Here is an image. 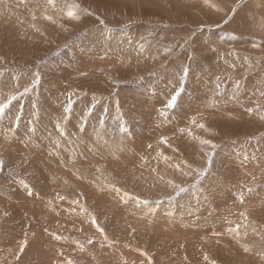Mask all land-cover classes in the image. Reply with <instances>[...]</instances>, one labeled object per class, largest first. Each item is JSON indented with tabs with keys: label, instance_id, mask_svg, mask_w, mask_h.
Returning a JSON list of instances; mask_svg holds the SVG:
<instances>
[{
	"label": "rangeland",
	"instance_id": "374dc122",
	"mask_svg": "<svg viewBox=\"0 0 264 264\" xmlns=\"http://www.w3.org/2000/svg\"><path fill=\"white\" fill-rule=\"evenodd\" d=\"M43 1L50 9L42 7L41 14L51 19L33 17V23L19 12L39 11L40 0L0 1V103L15 97L0 113V130L11 131L12 135L18 133L15 136L18 144L14 146L16 149L29 146L30 162L38 152L34 143L40 134L38 128L43 126L40 139L44 138L46 144H41L40 153L46 155V164L52 167L46 179L54 180L52 203L47 209L53 220L58 218L64 232L57 227L55 231L44 232L40 229L42 226L32 221L26 223L22 209L12 214L11 208L18 206L14 201L24 196V200L35 203L32 200L38 201L47 187L28 178L31 174L38 176L36 168L25 169L0 153L3 162L0 186L8 189L7 198L0 200V264H50L52 261L51 264H189L187 251L190 247L194 249L197 242L194 250L224 251V254L218 251L210 257L203 256L199 264H250L251 258L243 259L248 250L254 264H264V253L258 259L252 251L264 252V195L261 194L264 192V26L261 22L264 4L258 3L262 0H86L87 5L85 0ZM249 1L250 9L245 8ZM149 9L155 13H149ZM69 10L75 13L74 17L67 16ZM10 22L17 25L10 26ZM81 60L94 69L87 74L74 71ZM105 61L110 62L102 67ZM185 68L188 74L182 85ZM181 86L183 91L175 107L166 109L165 103ZM223 124L234 125L237 130L224 129ZM237 126L243 130H238ZM138 129L141 133L135 131ZM80 132L82 136L85 133L91 136L87 141L84 139L88 157L75 153L76 159L81 158L77 162L79 166L70 167L71 172L77 168L78 171L72 174L65 169L70 178L63 182L61 177L56 178L61 174L55 173L54 164L65 156L58 150L55 139L75 140ZM153 134H157L155 146L150 142L144 146L146 148H138L146 135L152 137ZM31 136L30 142L24 140ZM48 136L51 138L49 146ZM7 143L12 144L11 141L5 142L6 146L0 143V148L11 151L13 148L9 149ZM58 144L62 149L66 141ZM124 159L136 162L137 166L129 169L137 175L135 180L125 181L123 177L116 178L111 170L103 171L104 164H107L105 167L128 164ZM84 163L92 168L87 173L94 171L98 175L84 173ZM93 163L103 164L100 168ZM85 188H92L102 199L104 196L106 204L114 207L110 211L113 212L100 217L103 212L96 211ZM95 211L97 216L93 214ZM203 213L205 223L199 217ZM17 220L19 225H26L25 232L17 230ZM183 222L192 225L191 234ZM144 226L149 230L146 233ZM210 229L214 233L206 234ZM150 231L159 233L160 240H169L168 245L155 244ZM42 232L47 234L43 241ZM203 234L219 239L211 242L203 239ZM190 242L196 243L192 247ZM240 250L243 254L237 258ZM166 256L172 259L171 263L163 260ZM233 256V260L228 259ZM196 258H200V252Z\"/></svg>",
	"mask_w": 264,
	"mask_h": 264
},
{
	"label": "bare ground",
	"instance_id": "6f19581e",
	"mask_svg": "<svg viewBox=\"0 0 264 264\" xmlns=\"http://www.w3.org/2000/svg\"><path fill=\"white\" fill-rule=\"evenodd\" d=\"M1 1V0H0ZM250 1H252V0H250ZM250 1H249V4L245 7V8H252L251 6H252V4L250 3ZM254 2V1H253ZM252 2V3H253ZM84 3H86L85 5H87V2H86V0H85V2ZM258 3H262V4H264V0H262V1H258ZM8 4V3H7ZM33 4V3H32ZM31 4V5H32ZM40 4L42 5V6H40L39 8H37V9H40L39 11H35V9L34 10H32V11H29V10H26L25 12L22 10L21 12H19V14L20 13H24L23 14V16H25V18H28V20H31L32 19V23H33V20H34V18H37V19H40V17H42L43 15L41 14V11H42V7H45V9L48 7V5H47V3L45 2V1H43V0H40ZM89 4V3H88ZM253 4H255V2L253 3ZM1 5V4H0ZM258 5V4H257ZM2 6V5H1ZM4 6V5H3ZM7 6V5H6ZM29 7V6H28ZM36 7H38V5H36ZM55 7V6H54ZM244 7V6H243ZM5 8V7H4ZM15 8V7H14ZM25 8V7H24ZM109 8V7H108ZM26 9V8H25ZM48 9V8H47ZM50 9V8H49ZM48 9V10H49ZM54 9V8H53ZM20 10V9H19ZM52 10V9H51ZM247 10V9H246ZM2 11H5V10H2ZM44 11H47V10H44ZM153 11V10H152ZM150 9L148 10V12L150 13H155V12H152ZM263 11V10H262ZM1 12V11H0ZM43 12V11H42ZM51 12V11H50ZM147 12V13H148ZM250 12V11H249ZM5 13V12H4ZM9 13V12H8ZM47 13V12H46ZM158 13V12H157ZM2 13H0V15H1ZM30 14V16H28ZM57 14V13H56ZM65 14V13H64ZM9 15H11V14H9ZM21 15V14H20ZM19 15V16H20ZM47 16H49V14L47 13L46 14ZM63 15V14H62ZM66 15V14H65ZM258 15V14H257ZM13 16V15H12ZM51 16H53V15H51ZM55 16H57V15H55ZM234 16V15H233ZM238 16V15H237ZM236 16V17H237ZM260 16V15H259ZM262 16H263V14H262ZM261 16V17H262ZM34 17V18H33ZM44 17V16H43ZM58 18H59V16H57ZM62 17V16H61ZM60 17V18H61ZM65 17V16H64ZM67 17V16H66ZM235 17V16H234ZM250 17V16H249ZM261 17H260V19H261ZM0 18H1V16H0ZM3 18H5V17H3ZM16 18V17H15ZM45 18V17H44ZM68 18V17H67ZM42 19V18H41ZM234 19V18H233ZM238 19V18H237ZM16 20H18V19H16ZM22 20V19H21ZM26 20V19H25ZM1 21V20H0ZM38 21H40L41 22V20H38ZM44 21H46V20H44ZM48 21V20H47ZM54 21V20H53ZM4 22V21H3ZM236 22V21H235ZM253 22V21H252ZM261 22H262V25L264 26V20H261ZM12 23H13V21H12ZM11 22L10 23H8L10 26H12V25H15V24H12ZM39 23V22H38ZM41 23H43V22H41ZM40 23V24H41ZM234 23V22H233ZM36 24V23H35ZM48 24V23H47ZM50 25H51V23H49ZM54 24V23H53ZM236 24V23H235ZM17 25V24H16ZM15 25V26H16ZM42 25V24H41ZM45 25V24H44ZM64 25V24H63ZM0 26H1V24H0ZM232 26V25H231ZM38 27V26H37ZM36 27V28H37ZM51 27V26H50ZM49 27V28H50ZM239 27V26H238ZM25 28V27H24ZM35 28V29H36ZM114 28V27H113ZM226 28H228V27H226ZM264 28V27H263ZM262 28V29H263ZM62 29H63V27H62ZM217 29V28H216ZM230 29V28H229ZM21 30V29H20ZM56 30H57V28H56ZM213 30V29H212ZM215 30V29H214ZM261 30V29H260ZM36 31V30H35ZM68 31V30H67ZM102 31V30H101ZM13 32V31H12ZM61 32V31H60ZM37 33V32H36ZM48 33H51V31L50 32H48ZM61 33H63V32H61ZM240 33H241V31H240ZM264 33V32H263ZM54 35H57L56 33L54 34ZM241 35V34H240ZM29 36V35H28ZM43 36V35H42ZM92 36H94V35H92ZM100 36V35H99ZM98 36V37H99ZM63 37H65V36H63ZM62 37V38H63ZM88 37V36H87ZM259 37V36H258ZM60 38V37H59ZM212 38V37H211ZM19 40V39H18ZM92 40V39H91ZM95 40V39H94ZM99 40V39H98ZM135 40V39H134ZM100 41H98V43H99ZM141 42V41H140ZM189 43V42H188ZM75 44V43H74ZM94 44V43H93ZM234 44V43H233ZM117 45V44H116ZM19 46V45H18ZM102 46V45H101ZM219 46V45H218ZM108 48V47H107ZM110 48V47H109ZM108 48V49H109ZM144 48V47H143ZM171 48V47H170ZM107 49V50H108ZM160 49V48H159ZM191 49V48H190ZM92 50V49H91ZM97 50V49H96ZM105 50V49H104ZM117 50H118V48H117ZM80 52H82V51H80ZM42 53V52H41ZM78 53V52H77ZM93 53V52H92ZM78 54H80V53H78ZM86 54V53H85ZM84 54V55H85ZM89 54V53H88ZM87 54V57L89 56ZM223 54V53H222ZM93 55V54H92ZM106 55V54H105ZM105 55H104V57H105ZM143 55V54H142ZM207 55V54H206ZM74 56H75V54H74ZM73 56V57H74ZM80 56V55H79ZM78 56V57H79ZM71 57V56H70ZM69 57V58H70ZM82 56H80L79 58H81ZM87 57H85V61H87L86 60V58ZM65 58V57H64ZM77 58V57H76ZM90 58H93V57H90ZM205 58V57H204ZM221 58H222V55H221ZM251 58V57H250ZM71 59V58H70ZM70 59H69V61H70ZM83 60H84V57L82 58ZM235 60V59H234ZM110 61H112V60H110ZM109 61V62H110ZM239 61V60H238ZM74 62V61H73ZM88 62L90 63V62H92L91 60H88ZM108 61L106 62H104L103 64L102 63H100V65L102 64L103 66L102 67H104L106 64H108L109 63ZM232 62V61H231ZM69 63V62H68ZM81 63V64H80ZM80 63H78V65H79V67H77V66H75L74 67V71H76L77 73H79V74H82V73H84V74H87V73H89L88 72V70L90 71L91 70V68L90 67H88V66H85V65H87V63L86 62H83L82 60L80 61ZM88 63V64H89ZM112 63H113V61H112ZM239 63V62H238ZM64 64V63H63ZM74 64V63H73ZM130 64V63H129ZM236 64V63H235ZM92 65V64H91ZM97 65H99V63L97 64ZM97 65L95 66V67H97ZM123 65H124V63H123ZM190 65V64H189ZM89 66H90V64H89ZM109 66V65H108ZM110 66H111V64H110ZM119 66H120V64H119ZM61 67H62V65H61ZM67 67H70L71 68V65L70 66H68L67 65ZM144 67V66H143ZM239 67V66H238ZM109 68V67H108ZM117 68V67H116ZM243 68V67H242ZM94 68H92V70H93ZM165 69V68H164ZM104 70V69H103ZM117 70V69H116ZM238 70V69H237ZM240 70V69H239ZM63 71V70H62ZM73 71V70H72ZM219 71V70H218ZM221 71V70H220ZM64 72V71H63ZM111 72V71H110ZM207 72V71H206ZM74 73V72H73ZM104 73H106V72H104ZM174 73V72H173ZM226 73V72H225ZM244 73V72H243ZM247 73V72H246ZM103 74V73H102ZM74 75H76V73L74 74ZM89 75V74H88ZM245 75V74H244ZM85 76V75H84ZM83 76V77H84ZM90 76V75H89ZM100 76V75H99ZM111 76V75H110ZM128 76V75H127ZM176 76V75H175ZM236 76H237V74H236ZM75 77H79V76H75ZM82 77V76H81ZM94 77H95V75H94ZM88 78V77H87ZM90 78H92V76L90 77ZM103 78V77H102ZM190 78V77H189ZM230 78V77H229ZM85 79V78H84ZM93 79V78H92ZM87 80V79H86ZM107 80V79H106ZM233 80V79H232ZM194 81V80H193ZM94 82V81H93ZM92 82V84H94ZM171 83V82H170ZM194 83V82H193ZM100 85H101V82L99 83ZM190 84V83H189ZM233 84V83H232ZM104 85V84H103ZM108 85V84H107ZM228 86V85H227ZM103 88V87H102ZM254 88H252V90H253ZM197 91V90H196ZM215 92V91H214ZM249 92V91H248ZM251 92V91H250ZM257 93H258V91H257ZM249 94V93H248ZM76 95V94H75ZM204 95V94H203ZM206 95V94H205ZM205 95H204V97H205ZM145 96V95H144ZM258 96V95H257ZM251 97V96H250ZM260 97V96H259ZM263 96H261V98H262ZM142 98V97H141ZM140 98V99H141ZM231 98V97H230ZM139 99V98H138ZM211 100V99H210ZM142 101H143V99H142ZM141 101V102H142ZM253 101V100H252ZM259 101V100H258ZM140 102V101H139ZM254 102V101H253ZM263 102V101H262ZM51 103V102H50ZM75 104V103H74ZM140 104V103H139ZM264 104V103H263ZM141 106V105H140ZM139 106V107H140ZM138 107V106H137ZM138 107V108H139ZM33 110V109H32ZM148 111V110H147ZM153 111H156V110H153ZM232 111V110H231ZM236 111V110H235ZM33 112H34V110H33ZM84 112V111H83ZM221 112V111H220ZM46 113V112H45ZM68 113V112H67ZM150 113V112H149ZM156 113V112H155ZM233 113V112H232ZM36 114V113H35ZM47 114V113H46ZM214 114V113H213ZM236 114H237V112H236ZM257 114V113H256ZM215 115H217V116H219V118H223L222 116L223 115H218V114H214L213 116H215ZM26 116V115H25ZM42 116V115H41ZM143 116V115H142ZM152 116V115H151ZM236 116V115H235ZM262 116V115H261ZM36 118H37V116H35ZM77 117V116H76ZM263 117V116H262ZM47 118V117H46ZM78 118V117H77ZM30 119V118H29ZM28 119V120H29ZM41 119H43V118H41ZM40 118H38V121L39 120H41ZM45 119V118H44ZM43 119V120H44ZM24 120V119H23ZM43 120H41V121H43ZM78 120V119H77ZM224 120V119H223ZM34 121V120H33ZM45 121V120H44ZM228 121V120H227ZM255 121V120H254ZM36 122V121H35ZM87 122V121H86ZM134 123V122H133ZM14 124V123H13ZM12 124V125H13ZM44 123H42V125H43ZM91 124V123H90ZM89 124V125H90ZM233 124V123H232ZM223 125H225L224 126V129L225 128H233L232 130H237V128H236V126H235V128H234V125H231V124H223ZM9 126H11V125H9ZM24 126H26V125H24ZM24 126H23V128H24ZM146 126V125H145ZM221 126H222V124H221ZM27 127V126H26ZM238 127V126H237ZM138 128H139V125H138ZM150 128V127H149ZM249 128V127H248ZM7 129L8 128H6V131H7ZM37 129V128H36ZM42 129H43V126H42ZM42 129H39L38 128V133H40V134H38V138H37V140L35 141V140H32L33 142L35 141V143H34V145H36L37 147H35V148H37V150H38V152L40 153L41 151L40 150H42V145L41 144H46V141H44V138H42V139H40L41 137H43V134H41V132H42ZM78 129V128H77ZM80 129V128H79ZM93 129V128H92ZM97 129V128H96ZM117 129V128H116ZM116 129L113 131V132H115L116 133ZM144 129H145V127H144ZM3 130V129H2ZM9 130H10V127H9ZM15 130V129H14ZM52 130V129H51ZM238 130H240V131H242L243 129L242 128H240V127H238ZM1 131V130H0ZM26 131H27V133H28V135H30V133H29V131L26 129ZM53 131V136L55 135V132H54V130H52ZM51 131V132H52ZM96 131V130H95ZM118 131V130H117ZM136 132H138V133H141L140 131H139V129L138 130H135ZM11 132V131H10ZM8 133V132H5L4 130L3 131H1V133H0V143H1V145L2 144H4L5 142H10L11 141V148H13V149H11V151L10 150H8V148H6V147H4V149L3 148H0V150H1V152L0 153H2V154H5V156H7V157H9V160H11L12 162H14V163H16V164H18V165H20L21 167H23V168H25V169H29V168H33V169H37L38 171H39V174H38V176H34V174H31L30 175V177H28L30 180H35V181H37V183H42V185L43 184H45V186L47 187L46 188V192H44V193H46L45 195H44V193H43V195H40V197H38V201H34V200H32L31 198L29 199V200H32L33 202H35V203H32V202H30V201H28V200H24L23 198H24V196L23 197H20V199H19V201H14V204H16V205H18V206H13V209L11 208V211L13 212L12 214H15V212L17 211V209H22V216H23V220L24 221H26V223H27V221H32V222H34V224L36 223V224H38L39 226H42V227H40V229L42 228V230L45 232V230L47 231V230H53V231H55V230H63V232H64V228H63V226L61 225V224H59L58 223V218L56 219V220H53V218H52V214H51V212L49 211V208L47 209V207H48V205L50 206V203H52L50 200H51V198L53 197L52 196V194H51V192H53L52 190L54 189L53 188V182H54V180L53 181H50L49 182V179L47 178L46 179V177H47V175H49L50 173H51V169H52V167H51V165H47L46 164V155L45 154H42V153H40V156L38 155L39 153L37 152V154H35L34 155V157H33V160L34 161H30L29 162V160H30V158H31V155H30V151H31V149H29L28 147H27V149H23V148H21L20 147V149L18 148V149H16L17 147H16V145L14 146V143L15 144H18V142H16L17 141V139H15V136L18 134V133H16L15 132V134L14 135H12L11 133ZM14 132V131H13ZM20 132H22V131H20ZM79 132V131H78ZM90 132V131H89ZM32 135H34L33 134V132L31 133ZM83 134V133H82ZM86 134V133H85ZM81 135V132L78 134V138H81L80 140L77 138V139H75V140H71V141H68V140H61V139H63V138H60V137H57V139H55V141H56V143H57V145H58V150H61V153H62V156L64 155L65 156V158L61 161V162H57V163H55L54 164V167L56 168V170H57V172L55 171V173H57V175H59L58 174V171H59V173L61 174L60 176H57L56 178H59V177H61L62 178V180H63V182H65L68 178H70V177H68V173H66L65 172V169L68 171V172H70V173H72V174H75V172H76V170L78 169H75V172H71V167L73 166H75L76 164H77V162L79 161V160H81V158L79 157V159H76L75 158V153H77L79 156H85V158H87L88 157V154L87 153H89V151L87 150L86 151V146H85V144H84V139H86V141L88 140V139H91L89 136H86V135ZM93 134V133H92ZM95 134H97L96 132H95ZM122 134V133H121ZM162 134H163V132H162ZM256 134V133H255ZM21 135V134H20ZM20 135H18L17 137L19 138V140H20ZM27 135V134H26ZM27 135V136H28ZM88 135H91L90 133L88 134ZM103 135V134H102ZM101 135V136H102ZM172 135V134H171ZM257 135V134H256ZM22 136V135H21ZM35 136V135H34ZM56 136V135H55ZM54 136V137H55ZM67 136V135H66ZM75 136V135H74ZM95 136V135H94ZM100 136V137H101ZM115 136H117V134L115 135ZM140 136H142V134H140ZM149 135H146V137H145V139L144 138H141L143 141H142V145H140V146H138V148H140L141 147V149H144V148H146V147H144L146 144H151V143H153L154 142V146H155V144L158 142V141H156L157 139H156V136H157V134H153L152 135V137L150 136V137H148ZM166 136H170V134H166ZM26 137V136H25ZM33 136H31V137H28V138H26V139H24V140H26V141H28L30 138H32ZM122 137V136H121ZM83 138V139H82ZM119 138V137H118ZM152 139L153 141H150V140H148V139ZM251 138V137H250ZM260 138V137H259ZM53 139V138H52ZM98 139V138H97ZM111 139V138H110ZM16 140V141H15ZM21 140H22V138H21ZM31 140V139H30ZM92 140H95V138H93ZM146 140H148V141H146ZM50 141H51V138H50V136H48V140H47V145L49 146L50 145ZM61 141V143H62V141H66V145L62 148V149H60L61 147H60V144H58V142H60ZM116 141V140H115ZM118 141V140H117ZM28 142H30V141H28ZM111 142V141H110ZM109 142V143H110ZM138 142H139V140H138ZM151 142V143H150ZM22 143V142H21ZM27 143V142H26ZM32 143V142H31ZM83 143V144H82ZM117 143V142H116ZM132 143V142H131ZM194 143V142H193ZM8 144V143H7ZM29 144V143H28ZM74 144H75V148L73 147L74 146ZM0 145V146H1ZM5 145V144H4ZM25 145V144H24ZM31 145V144H30ZM112 145H114V144H112ZM118 145V144H117ZM160 145V144H159ZM193 145H195V144H193ZM3 146V145H2ZM6 146V145H5ZM8 146H9V144H8ZM10 146H9V149H10ZM19 146V145H18ZM134 146V145H133ZM142 146H143V148H142ZM188 146V145H187ZM224 146V145H223ZM24 147V146H23ZM54 147V146H53ZM179 147V146H178ZM25 148V147H24ZM65 148H68V151L69 152H67L66 151V149ZM115 148V147H114ZM153 148V147H152ZM177 148V147H176ZM229 148V147H228ZM120 149V148H119ZM136 149H137V146H136ZM150 149V148H149ZM179 149V148H178ZM13 150V151H12ZM14 150H18V151H21L20 153H18L17 151H14ZM117 150V149H116ZM138 150H140V149H138ZM171 150V149H170ZM118 151V150H117ZM120 151V150H119ZM150 151V150H149ZM190 151V150H189ZM192 151V150H191ZM190 151V152H191ZM32 152V151H31ZM50 152V151H49ZM103 152H105L104 150H103ZM121 152V151H120ZM123 152H125V151H123ZM122 152V153H123ZM132 152V151H131ZM141 152V151H140ZM139 152V153H140ZM168 152V151H167ZM220 152V151H219ZM138 153V154H139ZM172 153H173V151H172ZM188 154H189V152H187ZM70 154V155H69ZM103 154V153H102ZM121 154V153H120ZM123 154H125V153H123ZM130 154V153H129ZM137 154V153H136ZM146 154V153H145ZM171 154V153H170ZM173 154H175V153H173ZM219 154V153H218ZM240 154V153H239ZM142 155L143 154H141L140 156L142 157ZM191 155V154H190ZM262 155V154H261ZM123 156H125V155H123ZM237 156V155H236ZM3 157V156H2ZM139 157V156H138ZM187 157H190L189 155L187 156ZM242 157V156H241ZM103 158V157H102ZM120 158V157H119ZM123 158V157H122ZM121 158V159H122ZM164 158V157H163ZM227 158V157H226ZM197 159V158H196ZM195 159V160H196ZM75 160H77V161H75ZM88 160V159H87ZM135 160V159H134ZM182 160V159H181ZM222 160V159H221ZM220 160V161H221ZM122 161V160H121ZM124 161L126 162V163H128V164H124V165H122L121 167H120V165H118V163L117 164H115V165H113V166H111V167H105V166H107V164L105 165L104 164V168H103V171H105V172H107L108 170L110 171H112V173L115 175V177L116 178H119L120 179V177L122 178L123 177V179L125 180V181H132V180H135L136 179V177H137V175H135V173L133 172V170L132 171H130L129 169L131 168V167H134L133 165H135L136 164V162L135 163H133V161L131 162V160H127V159H124ZM193 161H194V159H193ZM197 161V160H196ZM223 161V160H222ZM250 161H251V158H250ZM95 162V161H94ZM102 162V161H101ZM157 162V161H156ZM170 162V161H169ZM178 162V161H177ZM180 162V161H179ZM257 162V161H256ZM14 163H12V164H14ZM152 163V162H151ZM222 163V162H221ZM225 163H227V162H225ZM62 164V165H61ZM67 164V165H66ZM102 164L103 163H101V165H98V164H96V163H93L92 165H95L96 167H100L101 168V166H102ZM172 164V163H171ZM175 164H176V159H175ZM179 164V163H178ZM217 164V163H216ZM223 164V163H222ZM233 164V163H232ZM251 164H252V162H251ZM254 164H255V162H254ZM257 164H258V162H257ZM235 165V164H234ZM256 165V164H255ZM71 166V167H70ZM79 165L77 164V166L76 167H78ZM91 166V165H90ZM125 166V167H124ZM136 166H137V164H136ZM159 166V165H158ZM226 166V165H225ZM233 166V165H232ZM41 167H43V168H41ZM58 167V168H57ZM114 167V168H113ZM167 167H169V166H167ZM183 167V166H182ZM222 167V166H221ZM220 167V168H221ZM257 167H260L259 165L257 166ZM51 168V169H50ZM124 168V169H123ZM127 168H128V170H127ZM150 168H152V167H150ZM159 168V167H158ZM166 168V167H165ZM174 168V167H173ZM201 168V167H200ZM251 168H253L254 170H256L255 169V167H254V165H251ZM83 169L84 170H82V171H84V173H87V171H88V169H92L91 167L90 168H87V164L86 163H84V165H83ZM95 169V168H94ZM97 169V168H96ZM149 169V168H148ZM160 169V168H159ZM226 169V168H225ZM234 169V168H233ZM101 170V169H100ZM151 170V169H150ZM161 170V169H160ZM221 170V169H220ZM78 171V170H77ZM174 171V170H173ZM257 171V170H256ZM259 171H260V169H259ZM91 172V173H90ZM143 172V171H142ZM160 172V171H159ZM167 172H169V170L167 171ZM171 172V171H170ZM228 172H229V170H228ZM248 172H249V169H248ZM80 173H82L81 171H80ZM97 173V172H96ZM110 173V172H109ZM173 173V172H172ZM89 174V176H91V175H98V174H95L94 173V171L92 172V171H89L88 173H87V175ZM237 174V173H236ZM52 175H53V173H52ZM78 175H80L79 173H78ZM103 175V174H102ZM109 175V174H108ZM145 175V174H144ZM151 175H153V173L151 174ZM163 175V174H162ZM161 175V176H162ZM172 175V174H171ZM46 176V177H45ZM72 176V175H71ZM210 176V175H209ZM80 177V176H79ZM151 177V176H150ZM156 177V176H155ZM169 177V176H168ZM50 178V177H49ZM54 178H55V176H54ZM92 178V177H91ZM99 178H101L100 176H99ZM108 178V177H107ZM106 178V179H107ZM115 178V179H116ZM207 178V177H206ZM241 178V177H240ZM90 179V178H89ZM151 179H154V177L153 178H151ZM161 179V178H160ZM166 179H167V177L165 178V180H164V182L166 181ZM210 179V178H209ZM249 179V178H248ZM3 180H5V179H3ZM50 180H51V178H50ZM58 180V179H57ZM61 180V179H60ZM75 180V179H74ZM109 180V179H108ZM157 180V179H156ZM171 180V179H170ZM76 181V180H75ZM81 181H83V180H81ZM106 181V180H105ZM113 181V180H112ZM249 181V180H248ZM2 182V181H1ZM32 182V181H31ZM68 182V181H67ZM71 183H72V181H70ZM162 182V181H161ZM50 183H51V185H50ZM55 183H56V181H55ZM57 183H59V180H58V182ZM102 183V182H101ZM105 183V182H104ZM122 183V182H121ZM133 183V182H132ZM167 183V182H166ZM35 184V183H34ZM47 184V185H46ZM79 185H81L80 183H78ZM112 184V183H111ZM118 184V183H117ZM128 184H129V182H128ZM131 184V183H130ZM138 184V183H137ZM164 184V183H163ZM1 185V184H0ZM55 185V184H54ZM62 185V184H61ZM95 185V184H94ZM97 185V184H96ZM120 185V184H119ZM58 186V185H57ZM64 186V185H63ZM78 186V185H77ZM111 186V185H110ZM83 187H85V186H83ZM99 187V186H98ZM97 187V188H98ZM11 188V187H10ZM96 188V187H95ZM139 188V187H138ZM221 188V187H220ZM42 189V188H41ZM99 189V188H98ZM101 189V188H100ZM214 189V188H213ZM8 190V189H7ZM6 189H3V187L2 186H0V195L2 196V198H0V200L1 201H4L3 200V197L4 198H7V195H5L6 193V191H7ZM43 190H45V189H43ZM42 190V191H43ZM63 190V189H62ZM68 190H69V188H68ZM80 190V189H79ZM86 192H87V195H89L88 196V200L89 201H91L92 203H95V209H96V211H98L99 213H101V212H103L102 214H101V216L100 217H103V216H105V215H110V213H112V212H110L111 210H113L114 209V207H112V205H107L106 204V202H107V199H104V196H103V199L104 200H106V201H104L101 197H100V195H98V194H96L94 191H92V188H91V190H88V189H84ZM88 190V191H87ZM219 190V189H218ZM32 191V190H31ZM59 191V190H58ZM64 191V190H63ZM139 191V190H138ZM211 191V190H210ZM48 192V193H47ZM76 192V191H75ZM85 192V193H86ZM102 192V191H101ZM64 193H66V192H64ZM68 193V192H67ZM141 193V192H140ZM139 193V194H140ZM19 194H20V192H19ZM81 194V193H80ZM95 194V195H94ZM251 194V193H250ZM261 194H263L264 195V192H262ZM26 195V194H25ZM50 195V196H49ZM98 195V196H97ZM103 195H105V194H103ZM209 195V194H208ZM41 196L43 197V198H41ZM47 196H49L50 198L48 199L47 198ZM96 196V197H95ZM116 196V195H115ZM26 197V196H25ZM56 197V196H55ZM73 197V196H72ZM106 197V196H105ZM26 198H29V197H26ZM70 198V197H69ZM223 198V197H222ZM247 199V198H246ZM253 199V198H252ZM24 200V201H23ZM254 200V199H253ZM215 201V200H214ZM255 201V200H254ZM54 202V201H53ZM37 203H39V206L37 207ZM220 203V202H219ZM224 203V202H223ZM22 204H23V206H22ZM228 205V204H227ZM2 206H4V207H6V205L5 204H3ZM53 206V205H52ZM63 206V205H62ZM225 207H226V205H224ZM23 207V208H22ZM92 207H94V206H92ZM130 207H132V206H130ZM135 206H133V208H134ZM187 207V206H186ZM224 207V208H225ZM113 208V209H112ZM136 208V207H135ZM134 208V209H135ZM50 209H52V208H50ZM222 209V208H221ZM86 210V209H85ZM129 210H131V209H129ZM139 210V209H138ZM52 211V210H51ZM77 211V210H76ZM95 211V213H93V214H96V216H97V212ZM206 211V210H205ZM262 211V210H261ZM108 212H110V213H108ZM115 212V211H114ZM139 212V211H138ZM70 213V212H69ZM80 213V212H79ZM90 213V212H89ZM133 213H135V212H133ZM185 213V212H184ZM201 213V212H200ZM217 213V212H216ZM1 214V213H0ZM6 214V213H5ZM10 214V213H9ZM56 214V213H55ZM188 213H186V215H187ZM263 214H264V212H263ZM8 215V214H7ZM57 215V214H56ZM60 214H58V216H59ZM88 215V214H87ZM184 215V214H183ZM185 215V216H186ZM201 215V214H200ZM14 216V215H13ZM86 216V215H85ZM99 216V215H98ZM185 216H184V218H185ZM204 216V217H203ZM77 217V216H76ZM76 217H75V219H76ZM201 219L203 218V222L202 223H205V221H206V219H205V215H204V213L201 215V216H199ZM3 218V217H2ZM8 218H9V215H8ZM62 218V217H61ZM71 218H72V216H71ZM70 218V219H71ZM86 218V217H85ZM158 218H159V216H158ZM207 218V217H206ZM16 219V218H15ZM69 219V220H70ZM72 219H74V218H72ZM80 219V218H79ZM161 219V218H160ZM196 219V218H195ZM90 220V219H89ZM100 220H102V218H100ZM99 220V221H100ZM212 220V219H211ZM235 220H236V218H235ZM103 221V220H102ZM106 221V220H105ZM23 222V221H22ZM138 222V221H137ZM156 221L154 220V223H155ZM162 222H163V220H162ZM189 222H191V221H189ZM237 222H238V220H237ZM15 223V225H16V222H14ZM19 222H18V220H17V227H18V231H23V232H25V228H26V225L25 224H22V225H19L18 224ZM66 223V222H65ZM77 222H75V224H76ZM123 223H124V221H123ZM185 222H183V224H184ZM188 223V222H187ZM187 223H185L184 225L185 226H187ZM193 223V222H192ZM236 223V222H235ZM11 224V223H10ZM67 224H69L68 222H67ZM67 224H65L64 226H66ZM136 224V223H135ZM150 224H153V223H150ZM176 224V223H175ZM32 224L30 223V226H31ZM116 225V224H115ZM126 225V224H125ZM124 225V226H125ZM129 225V224H128ZM34 226V225H33ZM68 226V225H67ZM73 226V225H72ZM122 226V225H121ZM127 226V225H126ZM131 226V225H130ZM185 226H184V228H185ZM192 225H188L187 226V228H186V230H187V232L188 233H192L193 232V229H192V227H191ZM200 226H201V224H200ZM210 226H212V225H210ZM214 226V225H213ZM35 227V226H34ZM37 227V226H36ZM56 227H57V229H56ZM153 227V226H152ZM157 226H155V228H156ZM161 227H162V224H161ZM161 227L160 228H158V230H160L161 229ZM178 227V226H177ZM248 227V226H247ZM67 227H65V229H66ZM112 228H113V225H112ZM199 228V227H198ZM27 229H28V227H27ZM35 229V228H34ZM115 230H118V229H116V228H114ZM126 229V228H125ZM154 229V228H153ZM70 230H71V228H70ZM70 230H68V231H70ZM146 230H148V228L146 227V226H144V229H143V231L146 233ZM156 230V229H155ZM157 230V231H158ZM6 231V230H5ZM31 231V233L33 232V233H35L34 231L35 230H30ZM53 231H51V232H53ZM126 231V230H125ZM149 231V230H148ZM164 231V230H163ZM163 231H162V233H163ZM41 232V231H40ZM49 232V231H48ZM66 232V231H65ZM159 232V231H158ZM160 232H161V230H160ZM184 232V231H183ZM27 233V232H26ZM37 233V232H36ZM57 233V232H56ZM149 233V232H148ZM150 233H151V231H150ZM211 233H214V230H212V229H210V231L208 232V233H206V234H211ZM38 234V233H37ZM41 234V235H40ZM39 235H40V237H41V240L43 241L45 238H47V234L45 235L43 232L42 233H40ZM70 234V233H69ZM115 234V233H114ZM27 235V234H26ZM29 235V234H28ZM151 235H154V236H151ZM151 237H152V239H154L155 240V244L157 243V244H159L160 246L161 245H163V246H167L168 245V243H169V240H167V239H162V240H160V239H158L157 237H158V235H159V233H156V232H153V233H151ZM204 235V234H203ZM35 236V235H34ZM149 236V235H148ZM28 237V236H27ZM30 237V236H29ZM37 237V236H36ZM202 237V236H201ZM39 238V237H38ZM95 238H97V237H95ZM198 238H199V236H198ZM225 238V237H224ZM32 239V238H31ZM49 239V238H48ZM203 239H209L211 242L212 241H216V239L218 240L219 238H217V237H213V238H211V237H208V236H206V235H204V238ZM224 240H226V238L224 239ZM21 241V240H20ZM103 241V240H102ZM146 241V240H145ZM152 241V240H151ZM189 241V240H188ZM197 241V240H196ZM45 242V241H44ZM49 242V241H48ZM47 242V243H48ZM182 242V241H181ZM46 243V242H45ZM191 243V242H190ZM194 243H196V242H194ZM194 243H191L190 245L192 246V244H194ZM223 243V242H222ZM53 244V243H52ZM154 244V242L152 243V245ZM196 244H198V242L196 243ZM196 244H194V249H196ZM207 244V243H206ZM55 245V244H54ZM213 245H216L215 243L213 244ZM220 245V244H219ZM150 246V245H149ZM186 246V245H185ZM211 246V245H210ZM188 247H190V246H188ZM193 247V246H192ZM201 247H202V245H201ZM214 247V246H213ZM152 248H154L153 246H152ZM158 248V247H157ZM185 248H187V246L185 247ZM209 249H212V247L210 248V247H208ZM188 249V248H187ZM191 249H193V248H191L190 247V250H188L187 251V254L189 255L188 257H189V264H199L200 263V261H201V259L203 260V256L205 257V255H208L209 257H210V255L213 253V254H216V253H218V251H221V250H202V251H197V250H191ZM198 249V248H197ZM5 250V249H4ZM156 250V249H155ZM158 250V249H157ZM34 251V250H33ZM43 251V250H42ZM48 251V250H47ZM62 251V250H61ZM111 251V250H110ZM226 251V250H225ZM251 250H248L245 254H244V256H243V259H246V258H251V263L250 264H254V261L252 260L253 258L248 254L249 252H250ZM258 257V259H260V255L262 254V253H264L262 250H252ZM29 252H31V251H29ZM39 252V251H38ZM37 251L35 252V253H38ZM49 252H51V251H49ZM49 252H47V253H49ZM199 252H200V258H196L197 256H199ZM221 252H223V254H224V251L222 250ZM43 253L45 254L46 253V251L44 252L43 251ZM124 253V252H123ZM30 254V253H29ZM31 254H32V252H31ZM41 254V253H40ZM40 254H38V255H40ZM51 254V253H50ZM55 254V253H54ZM98 254V253H97ZM241 254H243V252H241V250H240V252L238 253V254H236V257L238 258L239 257V255H241ZM35 255V254H34ZM47 255V254H46ZM67 255H69V254H67ZM60 256V255H59ZM212 256V255H211ZM234 256H235V254H234ZM234 256H233V258H230L231 257V255H230V257L228 258L229 260L231 259V260H233L234 259ZM254 257H255V255H253ZM5 257V256H4ZM103 257H104V255H103ZM107 257V256H106ZM223 257V256H222ZM6 258V257H5ZM31 258H33V257H31ZM36 258V260H37V258L38 257H35ZM42 258V257H41ZM41 258H40V260H41ZM124 258H129V257H124ZM50 259V258H49ZM49 259H47L49 262H50V260ZM223 259H224V257H223ZM222 258H220L219 260L220 261H224ZM226 259V258H225ZM45 260L46 259H44V263H45ZM53 260V259H52ZM71 260V259H70ZM75 260V259H74ZM81 260V259H80ZM79 260V261H80ZM98 260V259H97ZM134 260V259H133ZM137 260H138V258H137ZM163 260L165 261V262H168V263H171V260L168 258V256H166V258L164 257L163 258ZM204 260H205V258H204ZM239 261V260H238ZM38 262H39V260H38ZM52 262H54V261H52ZM51 262V263H52ZM64 261H62V263H63ZM99 262H101V261H99ZM98 262V263H99ZM137 262V261H136ZM12 263V262H11ZM50 263V264H51ZM55 263H56V261H55ZM71 263V262H70ZM69 263V264H70ZM155 263V262H154ZM176 263V262H175ZM183 263V262H182ZM208 263V262H207ZM40 264H42L41 262H40ZM49 264V263H48ZM61 264V263H60ZM64 264H66L65 262H64ZM72 264V263H71ZM90 264V263H89ZM132 264V263H131ZM156 264V263H155ZM160 264V263H159ZM166 264V263H165ZM205 264V263H204Z\"/></svg>",
	"mask_w": 264,
	"mask_h": 264
},
{
	"label": "snow or ice",
	"instance_id": "6c2138e0",
	"mask_svg": "<svg viewBox=\"0 0 264 264\" xmlns=\"http://www.w3.org/2000/svg\"><path fill=\"white\" fill-rule=\"evenodd\" d=\"M67 16L68 17H74L75 16V13L71 10H69L67 13ZM45 19H51L50 17H45ZM187 74H188V70L185 68L184 69V76L181 78V84L183 85V81L186 79L187 77ZM38 82V81H37ZM28 89H25V91H27ZM183 91V86H181L172 96L170 99L167 100V102L165 103L164 107L166 109H173L176 105V101H177V98L179 97L180 93ZM12 99H15V97H12L10 98L9 100H7V102H3V103H0V113H3L5 111V109L11 104L12 102ZM249 111H251V109H249ZM163 114V113H162ZM200 127H203V125H200ZM162 142H164L162 140ZM205 143H207V141H205ZM2 161H0V165H2ZM92 223L93 225L96 224V221L95 219L93 218L92 220ZM97 231H100L102 234H103V230L100 229L99 227H97ZM91 243V241H89ZM23 247L24 245L21 244V250H23Z\"/></svg>",
	"mask_w": 264,
	"mask_h": 264
}]
</instances>
